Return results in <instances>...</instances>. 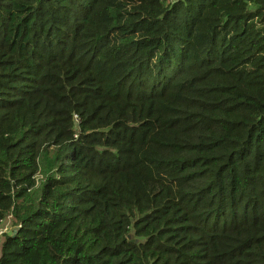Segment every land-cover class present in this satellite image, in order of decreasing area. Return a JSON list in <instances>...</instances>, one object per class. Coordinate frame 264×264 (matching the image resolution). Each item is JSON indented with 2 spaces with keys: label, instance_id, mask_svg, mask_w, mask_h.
Here are the masks:
<instances>
[{
  "label": "trees",
  "instance_id": "1",
  "mask_svg": "<svg viewBox=\"0 0 264 264\" xmlns=\"http://www.w3.org/2000/svg\"><path fill=\"white\" fill-rule=\"evenodd\" d=\"M10 214L0 264H264V0H0Z\"/></svg>",
  "mask_w": 264,
  "mask_h": 264
},
{
  "label": "rangeland",
  "instance_id": "2",
  "mask_svg": "<svg viewBox=\"0 0 264 264\" xmlns=\"http://www.w3.org/2000/svg\"><path fill=\"white\" fill-rule=\"evenodd\" d=\"M38 179H42V174L40 172ZM1 235H0V253L4 241V235L11 233L15 228V221L12 214L8 215L1 225Z\"/></svg>",
  "mask_w": 264,
  "mask_h": 264
},
{
  "label": "built area",
  "instance_id": "3",
  "mask_svg": "<svg viewBox=\"0 0 264 264\" xmlns=\"http://www.w3.org/2000/svg\"><path fill=\"white\" fill-rule=\"evenodd\" d=\"M0 235H1V228H0Z\"/></svg>",
  "mask_w": 264,
  "mask_h": 264
},
{
  "label": "water",
  "instance_id": "4",
  "mask_svg": "<svg viewBox=\"0 0 264 264\" xmlns=\"http://www.w3.org/2000/svg\"><path fill=\"white\" fill-rule=\"evenodd\" d=\"M129 238L131 239V236H129Z\"/></svg>",
  "mask_w": 264,
  "mask_h": 264
}]
</instances>
